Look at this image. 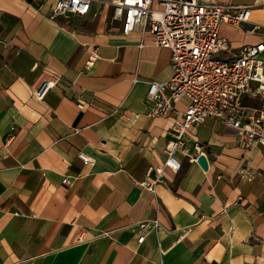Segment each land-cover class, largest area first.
<instances>
[{"label":"crops","instance_id":"obj_1","mask_svg":"<svg viewBox=\"0 0 264 264\" xmlns=\"http://www.w3.org/2000/svg\"><path fill=\"white\" fill-rule=\"evenodd\" d=\"M201 1L249 6V22L264 23V0ZM54 2L0 0V264H264V146L206 118L192 138L216 154L207 169L177 155L178 171L142 187L188 103L147 116V82L170 79V51L123 34L109 0L51 20ZM247 26L220 25V58L260 41ZM48 79L55 86L34 99ZM242 104L264 128V98L253 91ZM155 219L139 244L138 223Z\"/></svg>","mask_w":264,"mask_h":264},{"label":"built area","instance_id":"obj_2","mask_svg":"<svg viewBox=\"0 0 264 264\" xmlns=\"http://www.w3.org/2000/svg\"><path fill=\"white\" fill-rule=\"evenodd\" d=\"M47 1L33 0L38 8ZM95 1L99 0H55L48 18L82 17ZM153 2L160 8H152ZM109 3L113 7V17L122 20L123 34L136 30L141 35L148 33L153 46L170 51V79L147 82V116L164 117L174 110L179 100H188L182 119L172 127L173 138L165 147L163 166L150 167L148 175L154 172L155 178L141 183L142 187L153 191L165 167L178 171L180 161L177 155L193 163H197L200 156L206 161L208 155L216 156L207 145L192 138L194 129L206 118L218 119L223 125L235 129L245 145L264 146L263 114L249 111L242 104L243 98L253 91L264 98V62L260 56L264 51V23L249 22V6L201 0H109ZM222 23L248 25L244 33L258 35L260 41L243 46L239 54L230 59L220 58L219 54L228 50L227 41L218 36ZM95 60L93 51L84 65L85 71ZM55 84V80H43L32 89V97L41 101ZM76 106L80 110L83 108L80 102ZM77 157L84 164L90 163V158L83 152H78ZM62 183L67 184L68 180L64 178ZM137 228V242L141 244L147 231H158L160 224L156 219L142 221Z\"/></svg>","mask_w":264,"mask_h":264},{"label":"water","instance_id":"obj_3","mask_svg":"<svg viewBox=\"0 0 264 264\" xmlns=\"http://www.w3.org/2000/svg\"><path fill=\"white\" fill-rule=\"evenodd\" d=\"M197 163L201 166L202 169H207V161L203 156H200L197 160Z\"/></svg>","mask_w":264,"mask_h":264},{"label":"rangeland","instance_id":"obj_4","mask_svg":"<svg viewBox=\"0 0 264 264\" xmlns=\"http://www.w3.org/2000/svg\"><path fill=\"white\" fill-rule=\"evenodd\" d=\"M157 8H160V7H157Z\"/></svg>","mask_w":264,"mask_h":264}]
</instances>
